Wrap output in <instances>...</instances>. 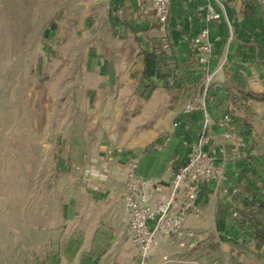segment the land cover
Segmentation results:
<instances>
[{
	"label": "rangeland",
	"instance_id": "obj_1",
	"mask_svg": "<svg viewBox=\"0 0 264 264\" xmlns=\"http://www.w3.org/2000/svg\"><path fill=\"white\" fill-rule=\"evenodd\" d=\"M222 1L230 11L240 7L234 0ZM140 2L142 14L148 20L146 25L130 20L139 31L133 41L141 50L152 47L162 52L168 36L154 23L149 0ZM126 9L131 18L138 11L130 2ZM108 10L99 0H0V264H76L70 258L61 262L67 237L77 231L83 237L96 224L93 217L71 215L75 197L81 198V214L89 212L79 191L93 182L82 166L68 158L77 157L80 147L77 141L88 131L86 124L75 122L79 117L87 119L81 109L87 100L86 91L95 83L88 68L97 55L96 49L101 52L100 58L106 60L113 40L128 39L120 31L110 35V27L115 23L110 20ZM216 55L212 67L219 57ZM170 61L168 58L166 64ZM193 72L195 79L188 81V87L175 82L176 93L183 88L185 97L197 90L201 75L197 69ZM179 73L177 77L181 80L184 69ZM148 99L144 102L148 103ZM146 109L135 115L124 111L123 105L114 121L106 119L113 125L101 129V133L104 137L113 133L122 143L130 139L137 127L142 126L145 135L158 132L155 114ZM91 112L89 118L93 116ZM164 112L160 109L156 118L164 116ZM129 126L132 130L126 131ZM90 127L92 134L93 125ZM199 127L196 124L193 131L197 133ZM125 131L129 133L126 138ZM62 157L64 161H60ZM201 199L204 203L205 191ZM219 201L218 196L205 201L208 241H201L200 247L192 252L176 251L171 256L172 260H179L175 264H225V257L219 259L215 254L218 247L213 240L217 232L210 220L214 204ZM96 261L137 264L128 245L126 255L109 254ZM227 261L243 264L236 257H228Z\"/></svg>",
	"mask_w": 264,
	"mask_h": 264
},
{
	"label": "crops",
	"instance_id": "obj_2",
	"mask_svg": "<svg viewBox=\"0 0 264 264\" xmlns=\"http://www.w3.org/2000/svg\"><path fill=\"white\" fill-rule=\"evenodd\" d=\"M234 1L240 5L237 11H230L227 4L225 5L222 1L225 18L221 23L210 25L212 36L219 38L212 59L217 57L216 53L219 57L216 59L215 67L210 64V71H214L225 57L226 60L222 71L216 75L215 81L211 84L212 89L219 90L222 98L219 102L218 100L214 101L211 97L213 101L208 103L207 114L216 121H221L230 116L231 126L236 136L247 142V151L251 157L263 162L264 13L255 0ZM102 2L109 9L110 20L115 23L114 27H110V35L120 31L127 35L128 39L127 42L111 40L112 44H109L110 53L106 60L100 58L99 53L101 52L97 48V55L89 64L88 71L92 73L89 77H92V81L95 83L86 91L87 100L81 109V114L87 115V119L79 117L75 122L76 124L80 123L81 126L86 124L88 131L81 135L77 141L78 146H80L77 157L68 159L84 168V173L93 182V185L80 188L79 191L87 202L89 212L84 215L81 214L83 210L79 204L80 197L72 199L73 204L70 206V212L75 218L78 215L84 219L93 217L96 224L88 232H84L83 237L79 231L77 234H70L67 237L66 246L61 250L62 263L66 262V258H70L76 260V264H97L96 259L109 254L126 255L128 244L126 243V224L123 220L121 200V193L124 190L121 171L129 159L134 158L138 162V176L161 181L167 179V168L174 162L175 158L180 157L179 161L174 163L175 168L182 164L184 149L180 146V140L176 138V120L180 115L178 111L191 94L199 92V84L205 78V75L201 73L197 55H195L188 41L197 35L201 28V24L196 19L195 4L186 0H172L169 21L165 30H162L166 32L167 40L173 41L172 55H166L171 61L166 64L167 68L165 69L169 73L168 88L170 90H166L167 87H159L151 92L141 93L139 85L144 71L143 55L150 52L157 54L163 52L158 53L152 47L141 50L133 41L134 36L139 35V31L130 20L140 21L141 25H146L148 20L142 14L140 0H122L116 8L114 0H103ZM128 2L132 3L134 8L138 7L137 14L133 12L132 18L127 13ZM150 9L154 15L151 3ZM237 16H239L238 19H236ZM153 18L154 23L157 24L155 15ZM225 19L228 20L229 25ZM220 29L223 32H220ZM184 35L187 36V40H182ZM224 36L225 40L223 39ZM110 38L111 36L109 41ZM238 45L253 48L254 57L243 63L238 69V74H235L234 69H237L238 65L235 63L234 57ZM181 69H184L185 73L179 80L180 78L177 76L181 74L179 73ZM196 69L201 75L199 86L197 90L186 93L184 97L183 88L189 86L188 81L195 79L192 73ZM176 81L182 82L183 88L181 87L180 96L175 90L178 89L175 88ZM177 95L178 98L176 99ZM147 97L149 98L148 103H145L144 99ZM182 99H184L183 103ZM123 105L124 111L135 115L147 111L146 108L152 110L155 114L154 125L158 132L145 135L142 133V126L137 127V131L130 136V139L122 141V143L116 140L117 138L113 133L104 137L101 129L106 130V126L113 125L111 121L107 122L106 119L109 118L114 121L119 116ZM90 109H93L92 112ZM160 109L165 111L164 116L156 118ZM90 112L93 114L91 118L88 117ZM91 125L94 129L92 134L89 132ZM188 126L191 127L189 124ZM130 130H132V126H129L126 131ZM126 131L125 138L126 134L129 136ZM200 131L201 125L197 133L194 134L195 139L198 138ZM224 131L223 128L214 127L215 135L212 147L220 148L224 145L227 154L230 155L234 146L232 142L224 144L221 139ZM168 137H171V140L166 142ZM61 159L60 161H64L63 157ZM260 172L264 176V166L260 167ZM160 190L165 191L166 187L160 186ZM205 192V201H207L209 200L208 192L207 190ZM245 194V191L241 189V192L219 197L220 201L214 204L210 213L212 214L210 220L217 232L213 242L218 249H214V251L216 255L220 256L219 259L222 256L225 257V264L228 262V257L239 258L243 264H264V245L249 237L246 234V231L249 233L247 229L246 231L241 230L238 221L231 216V209L234 207L243 211ZM205 201L204 203L201 202L203 209L201 215L189 217L186 221L187 227L196 234L195 248L191 251H185L176 249L172 244H167L165 247L170 250L171 256L176 251H180L178 253L192 252L200 247L201 241H208L210 233L205 223V211L208 210ZM256 219L261 221L264 226V211L256 214ZM176 262L179 260H172L170 264Z\"/></svg>",
	"mask_w": 264,
	"mask_h": 264
},
{
	"label": "built area",
	"instance_id": "obj_3",
	"mask_svg": "<svg viewBox=\"0 0 264 264\" xmlns=\"http://www.w3.org/2000/svg\"><path fill=\"white\" fill-rule=\"evenodd\" d=\"M103 1V0H99ZM185 1V0H184ZM195 4L196 19L201 24L197 35L191 37V48L197 55L201 73L205 75L199 86V92L191 94L180 108V115H189L193 112H202L204 119L201 131L194 141L183 138L181 147L184 149V161L178 167L174 163L180 157L175 158L167 168V179L157 180L140 177L137 174L138 162L131 158L122 169L123 189L121 200L123 204V220L125 236L137 264H170L171 252L165 247L172 244L178 250L191 251L196 246V234L187 227L189 217H198L202 213L201 193L203 187H207L208 199L211 196L226 197L235 192H241V188L231 189V183L226 174L229 162L245 160L251 161V155L247 151V142L236 136L231 124V117L227 116L221 121H216L208 116L207 106L213 99L209 97L211 84L216 75L222 71L226 57L221 60L214 71H210V64L214 56L215 45L218 37L211 34L210 25L221 23L224 16L222 0H186ZM172 0H150L156 22L161 30H165L169 21L170 6ZM264 13V0H255ZM226 23L229 25L227 19ZM187 40V36H182ZM173 41L166 40L162 46V52L167 56L172 55ZM214 127L223 128L221 135L224 144L232 142L234 150L227 154L223 147H212ZM189 126H185L186 132ZM171 137L166 139L169 142ZM165 186L166 190H160ZM259 193L264 194V184L257 182ZM248 202L253 201V194L245 191ZM258 203L255 204L253 213L257 212ZM233 219H242L237 207L231 209ZM257 214V213H256ZM250 220L245 224L250 225Z\"/></svg>",
	"mask_w": 264,
	"mask_h": 264
},
{
	"label": "trees",
	"instance_id": "obj_4",
	"mask_svg": "<svg viewBox=\"0 0 264 264\" xmlns=\"http://www.w3.org/2000/svg\"><path fill=\"white\" fill-rule=\"evenodd\" d=\"M122 0H114L115 8L120 5ZM254 57V50L251 47L245 45H238L235 53V63L238 65L237 69H234V73L238 74V69L248 60ZM168 57L166 54H157L155 52L146 53L143 55V72L142 79L139 85L141 93L151 92L159 87H168L169 73L165 70ZM209 97L214 101L220 102L221 95L219 90H209ZM204 114L202 112H193L189 115H181L176 120L177 130L176 138L181 140L183 138L190 141H194L193 126L196 124H202ZM191 125L189 131L186 132L185 126ZM264 166V161H260L255 158H251L250 162L245 160L229 162L226 167V174L228 175L231 183V189L238 187L244 191H250L253 194V201H243V211H240L242 219H238L239 227L243 231L246 229L249 233L246 234L256 242L264 245V226L263 223L256 219V213L264 211V194L259 193L257 188V182L264 184V176L260 172V167ZM207 187H203L202 191H206ZM258 203L257 212L253 213L255 204ZM249 219L250 225L245 224V220Z\"/></svg>",
	"mask_w": 264,
	"mask_h": 264
}]
</instances>
